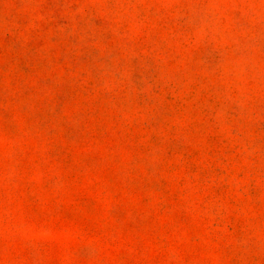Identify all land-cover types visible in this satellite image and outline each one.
Returning a JSON list of instances; mask_svg holds the SVG:
<instances>
[{
  "label": "rangeland",
  "instance_id": "1",
  "mask_svg": "<svg viewBox=\"0 0 264 264\" xmlns=\"http://www.w3.org/2000/svg\"><path fill=\"white\" fill-rule=\"evenodd\" d=\"M0 264H264V0H0Z\"/></svg>",
  "mask_w": 264,
  "mask_h": 264
}]
</instances>
